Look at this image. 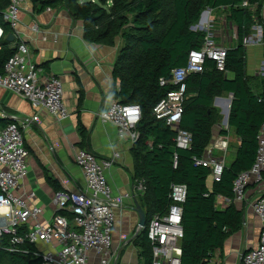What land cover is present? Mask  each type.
Instances as JSON below:
<instances>
[{"label":"trees","instance_id":"1","mask_svg":"<svg viewBox=\"0 0 264 264\" xmlns=\"http://www.w3.org/2000/svg\"><path fill=\"white\" fill-rule=\"evenodd\" d=\"M37 11L45 8H66L73 19L81 20L86 41L113 45L120 41L109 89L112 99L122 104H137L140 109L136 125L138 139L131 145L132 183L144 181L141 207L145 226L132 239L142 264H151V246L146 234L149 220L163 213L171 203L172 184H184L186 196L182 204L180 264H204L212 253L223 246L225 239L240 230L242 210L234 205L232 181L250 167L257 147L256 135L264 123V77L254 82L247 74L244 40L253 25L261 29L264 61V22L261 9L264 0H31ZM6 5L0 0V10ZM221 9L225 20L236 28L234 46L227 47L224 70L216 69L212 59L205 58L202 71L189 73L185 86L183 111L179 127L191 135L188 149L176 146L175 132L164 121L156 119L152 108L166 92L177 85H159V78L185 66L188 52L199 49L206 32L192 30L206 9ZM4 35L12 33L0 17ZM15 42V41H14ZM3 39L0 43V73L6 60L14 53L15 44ZM232 77H227V74ZM256 79V78H255ZM79 99L81 90L79 87ZM232 94L228 127L239 138V146L230 165L224 166L220 180L207 186L209 169L194 163L210 143L213 126L220 114L213 99ZM0 120V126H4ZM81 135L83 131L79 128ZM176 166L173 167V157ZM223 196L230 203L216 207L215 198ZM57 213L66 215L62 211ZM21 228L18 234H22ZM11 236H0V264H42L34 245L24 242L12 251Z\"/></svg>","mask_w":264,"mask_h":264},{"label":"built area","instance_id":"2","mask_svg":"<svg viewBox=\"0 0 264 264\" xmlns=\"http://www.w3.org/2000/svg\"><path fill=\"white\" fill-rule=\"evenodd\" d=\"M6 5L0 10V17L7 23L16 39L20 5L26 0H5ZM243 0L242 6H248ZM208 26V24L206 25ZM202 28V27H201ZM204 28V27H203ZM31 29L38 31L39 26L32 24ZM196 30V29H195ZM5 38L0 24V43ZM227 47L216 42L212 32L206 31L199 49L188 52L185 66L174 68L168 77L159 78V85L168 83L177 85L161 97L152 113L156 119L174 130L177 147L188 149L191 135L179 127L183 111L184 79L192 72L202 71L204 59L214 60L216 69L224 70ZM39 69L32 63L27 45L15 41V51L6 60L0 73V88L9 90L24 100L37 113H44L56 121L68 116L63 102V88L59 77L41 76ZM140 109L137 104H122L110 99L107 106L98 113L101 122L115 127L118 141L132 145L138 139L136 125ZM257 147L250 167L238 173L232 181V195L235 201L245 199V190L249 183L264 182V123L256 135ZM223 146V143H220ZM28 151L24 145L23 126L9 121L0 127V236H11L10 251L24 242L36 244L42 242L51 247L43 252L37 251L42 264H87L88 255L95 254L100 264H112V229L114 226V208L118 203L111 195V189L105 178L118 154L110 158H97L91 152L78 148L74 155L75 164L81 169L85 185L82 189L58 190L53 197L56 212L48 222H42V208L30 205L26 197L19 195L17 189L26 177ZM196 165L209 169L212 182L220 180L224 163L217 156L213 146L205 148L200 158H194ZM176 156L173 157V167ZM133 189L140 193L145 190L144 181L136 179ZM171 203L161 214L154 215L146 226V234L151 246V264H180L182 204L186 196L184 184H172ZM31 192L27 198L32 199ZM260 223L257 245L246 250L238 264H264V194L257 196L250 204ZM62 211L66 215L57 213ZM25 228L22 234H18ZM204 264H217L211 258Z\"/></svg>","mask_w":264,"mask_h":264},{"label":"crops","instance_id":"3","mask_svg":"<svg viewBox=\"0 0 264 264\" xmlns=\"http://www.w3.org/2000/svg\"><path fill=\"white\" fill-rule=\"evenodd\" d=\"M260 15L264 22V3ZM34 23L39 26L38 31L31 29ZM201 27L203 29L204 26ZM15 29L17 37L14 41H23L27 45L39 74L60 78L63 102L68 110L66 118L56 121L47 114L37 113L19 95L0 88V120L4 123L15 121L23 126L24 145L29 153L26 177L17 193L26 197L30 205L41 207L40 220L48 222L56 212L52 201L55 193L61 189H82L85 185L83 173L74 162L76 150L85 149L97 158H110L117 153L118 158L104 173L111 195L118 203L114 208L111 238L112 264H142L138 249L132 242L138 233L135 206H141L143 194L133 189L131 145L118 141L115 127L98 118V113L111 99L109 89L115 83L112 70L120 41L116 39L113 45L88 42L83 37L82 21L73 19L66 8L37 11L31 0L20 5ZM255 44L261 48V62L264 64L261 39ZM244 45L247 74L254 77L256 83L258 76L251 72L252 66L248 69V46ZM227 77L232 75L229 73ZM79 87L82 95L78 101ZM231 100L230 93L213 99V106L224 116L220 114V121L213 126L210 144L215 154L223 159L224 166L231 164L239 146V138L228 127ZM228 156L231 158L227 161ZM212 183L208 175L209 189ZM31 192L34 197L27 198ZM261 194H264V182L259 185L251 182L246 187L243 201L233 199L235 207L242 210L243 222L240 230L230 234L223 246L212 253L211 259L217 264H238L242 254L257 245L260 223L250 204ZM229 203V199L223 196L215 198L219 209H224ZM34 246L39 252L51 249L42 242ZM87 264L100 263L98 257L90 253Z\"/></svg>","mask_w":264,"mask_h":264},{"label":"rangeland","instance_id":"4","mask_svg":"<svg viewBox=\"0 0 264 264\" xmlns=\"http://www.w3.org/2000/svg\"><path fill=\"white\" fill-rule=\"evenodd\" d=\"M225 12L221 9L211 10L210 8L205 9V13L200 16L198 23L192 30H203L206 32H212L214 39L216 42L222 44L224 47H228V45H232L236 41V28L235 26L229 21L225 20ZM208 24V26H206ZM201 26H204L202 29ZM258 26V25H257ZM251 27V31L249 33V37L247 36L244 40V44L248 46L247 48V63L248 69H251L252 66V73H257L258 78L264 77V64L261 59V48L259 44L256 45L255 43H260L261 39V29ZM261 62V63H260ZM223 117V112L221 113ZM231 157L228 156L226 160L228 161Z\"/></svg>","mask_w":264,"mask_h":264},{"label":"water","instance_id":"5","mask_svg":"<svg viewBox=\"0 0 264 264\" xmlns=\"http://www.w3.org/2000/svg\"><path fill=\"white\" fill-rule=\"evenodd\" d=\"M205 13V10L201 13L200 16H202L203 14ZM196 25L192 26L193 28L195 27ZM191 27V29H193ZM5 41L7 43H12L14 42V35L12 33H8L6 36H5ZM135 210H136V213L138 215V222H137V226H138V229L137 231L141 230L144 228L145 226V222H146V218H145V213L144 211L140 208V206L136 205L135 206Z\"/></svg>","mask_w":264,"mask_h":264}]
</instances>
